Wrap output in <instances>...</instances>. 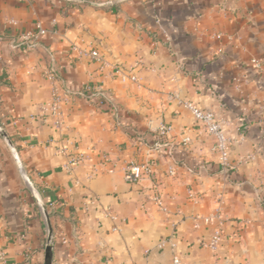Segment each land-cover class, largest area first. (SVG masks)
<instances>
[{
    "label": "crops",
    "instance_id": "crops-1",
    "mask_svg": "<svg viewBox=\"0 0 264 264\" xmlns=\"http://www.w3.org/2000/svg\"><path fill=\"white\" fill-rule=\"evenodd\" d=\"M48 69L70 95L60 131L38 116ZM175 96L225 121L231 162L253 159L223 176ZM0 124L21 166L0 137V264L44 263V212L52 264H264V0H0ZM73 154L86 159L68 174ZM128 161L153 176L126 181Z\"/></svg>",
    "mask_w": 264,
    "mask_h": 264
},
{
    "label": "built area",
    "instance_id": "built-area-1",
    "mask_svg": "<svg viewBox=\"0 0 264 264\" xmlns=\"http://www.w3.org/2000/svg\"><path fill=\"white\" fill-rule=\"evenodd\" d=\"M43 33H44V29L40 26V24H36L35 28L22 33L19 36V39L32 40L34 42L36 38ZM71 50L77 52V54L80 56H86L89 57L90 59L97 60L101 65L100 67H103L105 64L101 58L99 51H97L96 49H85V48H80L77 45H72ZM250 63L257 71H260L262 69V62L260 59L252 58L250 60ZM113 73L117 75L120 81L122 82H125L126 80L136 82L138 80L136 75L134 74L127 75L116 66L113 67ZM44 75L50 86V97L44 105H41L39 107L38 116H40V118L43 121L49 120L52 127L60 131L62 128V120H63L61 107L64 103H68L70 99V95L69 92L61 86V83L56 73L53 70L51 69L46 70ZM175 98L177 97L175 96ZM179 103H181L182 106L185 107L191 113L194 119L199 123L200 128L205 133L213 137L211 152L215 155L218 161L220 172L223 176L227 177L231 171L236 169L239 163L247 162L253 159L254 157L253 154H247L241 156L238 159V161L231 162L229 158L230 140L225 135V128H224L225 121L221 117L215 115L214 112L201 109L191 101L179 99ZM170 130L171 127L169 125H161L158 129L160 134H166ZM188 141H189L188 137H185L184 142H188ZM57 151L60 153H65L66 148L59 147ZM85 159L86 157L83 154L69 155L66 158V160L63 162L62 169L68 174H73L75 167L82 164L85 161ZM121 171L123 173L124 179L128 182H137L144 176L151 177L154 174L152 165L149 162L137 163L134 161H128L123 163V165L121 166ZM174 172H175L174 167L173 166L169 167L168 169L169 175H173ZM257 175L260 177L262 173H257ZM152 199L160 209L164 208L163 202L159 195L152 196ZM93 203L94 201L92 200L84 203L83 210L87 211L89 205ZM103 213L105 216L108 217L110 216L108 209H104ZM110 217L113 218L112 216ZM204 221L205 223H210L212 221V217L210 216L205 217ZM113 230H116V228H113ZM220 239H221V230L219 228H215L207 243V247L211 250H215ZM165 243L166 241H161L158 244V246L164 247ZM3 259H4V253L2 250H0V261H3ZM171 264H183V262L178 255H173Z\"/></svg>",
    "mask_w": 264,
    "mask_h": 264
},
{
    "label": "water",
    "instance_id": "water-1",
    "mask_svg": "<svg viewBox=\"0 0 264 264\" xmlns=\"http://www.w3.org/2000/svg\"><path fill=\"white\" fill-rule=\"evenodd\" d=\"M0 137L8 145V147L10 148L13 156L17 160V156H16V153L14 151L12 141L9 138V136L7 135V133L4 130V128L1 126V124H0ZM17 162H18V160H17ZM18 164H19V167H20V170H21L20 163L18 162ZM24 178L29 183L28 179L25 176H24ZM43 211H44V208H43ZM44 214H45V219H46V224H47V243H46L45 248H44V263L43 264H52V245H51L52 229H51V226L49 225L47 214L45 212H44Z\"/></svg>",
    "mask_w": 264,
    "mask_h": 264
}]
</instances>
